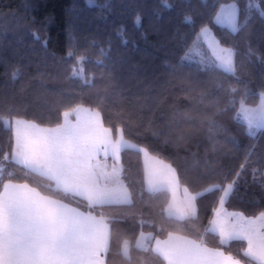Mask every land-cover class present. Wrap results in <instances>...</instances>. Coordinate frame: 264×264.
Returning a JSON list of instances; mask_svg holds the SVG:
<instances>
[{
    "label": "trees",
    "instance_id": "1",
    "mask_svg": "<svg viewBox=\"0 0 264 264\" xmlns=\"http://www.w3.org/2000/svg\"><path fill=\"white\" fill-rule=\"evenodd\" d=\"M228 1L169 0L172 7L165 8L161 0H0V116L52 127L74 107L96 109L113 136L122 129L126 140L171 164L191 193L203 194L196 200L195 219L170 217V192L146 189L142 152L124 149L119 162L132 204L93 211L112 218L106 264H165L162 257L134 247L130 260L123 256L124 241L134 245L141 232L203 240L242 264H254L243 257L244 241L222 245L218 233L204 231L234 180L225 206L248 216L264 211V130L249 136L246 123L234 119L241 100L255 105L264 91V18L254 6L264 9V0H238L236 34L210 23ZM137 15L140 26L134 23ZM185 15L193 23H185ZM205 24L223 46L233 48L235 76L182 59ZM78 68L85 78L73 77ZM13 145L12 128L6 130L0 121V160L5 153L10 156ZM9 179L89 211L86 199L53 192L45 187L53 181L11 160L0 191Z\"/></svg>",
    "mask_w": 264,
    "mask_h": 264
},
{
    "label": "snow or ice",
    "instance_id": "2",
    "mask_svg": "<svg viewBox=\"0 0 264 264\" xmlns=\"http://www.w3.org/2000/svg\"><path fill=\"white\" fill-rule=\"evenodd\" d=\"M165 8H171L169 0H161ZM259 15L264 18V9L257 3ZM240 8L238 0L230 4H220L210 23L223 26L227 24L232 34L239 32ZM250 17H245L247 23ZM184 22L193 23L191 15L184 16ZM134 23L141 24V17L136 16ZM211 28L202 25L199 32L189 46L186 56L199 55L197 48L202 35L210 34ZM219 41L213 39L209 47L219 46ZM251 51V49H249ZM103 53L104 50L101 49ZM71 56V53L68 54ZM218 67L235 76L234 50L219 47L213 51ZM84 57L79 58L83 63ZM183 59V58H182ZM102 65L103 60H97ZM207 66H212V62ZM79 73L74 71L73 77ZM17 78V73H12ZM239 79V77H237ZM87 80L85 83L90 84ZM232 94L237 89L232 88ZM233 107L236 101L233 95ZM78 116V122L72 124L68 119L69 112L64 113L65 120L55 128L40 127L38 124L22 119H5L0 121L6 130L14 127L15 144L11 149V157L5 153L0 160V179L6 171L5 162L11 160L33 174L47 177L54 184L46 185L53 192H62L64 197H80L87 200V213L79 208L70 207L63 200L53 196L43 195L37 188L29 184L13 183L11 179L3 184L0 191V264H106L109 251V221L112 218L104 215H93L97 207L112 205H131L132 196L122 181V169L119 166L120 154L124 149L134 147L123 138L122 129H118V139L110 138L111 130L103 127L99 111L73 109ZM83 112L84 121H79ZM237 116L242 118L247 126V134L254 135V129L264 130V91L259 93L258 104L248 107L240 101L236 109ZM215 125V121H210ZM147 130H152L151 123ZM156 134L155 132L153 133ZM138 151L146 152L139 148ZM103 151L105 159L109 155L114 160L111 173L103 170L101 161L97 158ZM172 180L176 178V170L167 165ZM243 167V166H242ZM9 176L13 173L8 172ZM236 181L224 188L220 197V206L214 208L210 227L205 232L218 233L220 243L227 244L233 240L246 241L243 257L254 262L264 264V211L253 216H246L243 212H228L224 209L225 197L230 195ZM151 191H158L156 186ZM187 192V189L185 190ZM202 193L191 195L184 204L172 205L167 209L170 217L180 220L195 219L197 216L196 200ZM143 222H141L142 225ZM155 239V244L151 241ZM144 252L151 251L162 257L166 264H242V260L231 253L225 254L220 249L208 248L203 240L195 241L187 238H176L169 233L167 240L153 237L151 233L143 232L132 245L125 240L122 254L131 259L132 248Z\"/></svg>",
    "mask_w": 264,
    "mask_h": 264
},
{
    "label": "rangeland",
    "instance_id": "3",
    "mask_svg": "<svg viewBox=\"0 0 264 264\" xmlns=\"http://www.w3.org/2000/svg\"><path fill=\"white\" fill-rule=\"evenodd\" d=\"M232 1H228V2H224L223 4H230ZM220 7V6H219ZM225 26H227L229 29L230 27L225 23L223 24ZM213 35L214 33L211 31L210 34H206V35H202L201 36V40L200 43L198 45L197 51L199 53V55L197 54H192L190 56H186L185 54L183 55V60L185 61H195L200 63L201 65L205 66V65H209L210 62H212V66H216L218 65V61H215V57L213 55V51L215 50L216 52L219 51V47H225V48H231V47H226L223 46L221 43H219V46L213 45L212 48L209 47V42L213 39ZM215 39H217V37L214 35ZM218 40V39H217ZM233 49V48H232ZM218 67V66H216ZM235 67V64H234ZM221 68V67H219ZM76 72L79 73V76H81L82 78H85L83 71L81 70V68H78L75 70ZM248 107H252L250 105H247ZM83 110H91V111H97L96 109H91L88 108L86 106H77ZM74 107L66 112H69L70 114L68 115L67 119L72 123V124H76L78 122V116L77 113L75 111H72L73 109L77 108ZM237 116V113H236ZM65 118V117H64ZM8 119V118H5ZM240 119V118H239ZM79 121L82 123L84 121V114L83 112H81L80 116H79ZM255 131V129L253 130ZM118 135V133H117ZM119 138V137H118ZM124 138V137H123ZM125 141L128 142V144L139 148L136 144L126 140L124 138ZM142 152V151H141ZM10 157V156H9ZM142 158L144 161V166H145V188L150 190V187L152 186H156L159 189H167L170 192L171 195V199L166 207V213L168 214L167 209H169L170 206L172 205H177L180 206L182 204H184V202L191 196L193 195V193H191L187 187H185L184 185L180 184L177 174H176V178L175 180H172L168 170H167V165H171L168 162L161 160L153 155H151L149 152H142ZM2 160V159H1ZM104 161L102 163L103 166V170L106 173H111L112 171V166L114 163V160L109 161L107 159H103ZM158 164V165H157ZM5 166H6V162H5ZM119 166L121 167V164L119 162ZM171 167L173 168V166L171 165ZM13 182V181H12ZM21 183H25V182H21ZM28 184V183H27ZM229 184H227L226 186H228ZM3 187V186H2ZM187 189V192L185 191ZM151 191V190H150ZM40 192V191H39ZM43 194V193H41ZM224 194V190L222 195ZM46 195V194H43ZM50 196V195H49ZM227 197V196H226ZM225 197V199H226ZM55 198V197H54ZM64 202V201H63ZM66 203V202H64ZM68 204V203H67ZM70 205V204H69ZM72 207H74L73 205H70ZM220 206V201L218 203V206ZM216 207V208H217ZM224 209H226L228 212H240L238 210H233V209H229L225 206V204L223 205ZM76 208V207H75ZM80 210V209H79ZM82 211V210H81ZM85 212V211H84ZM94 215V214H93ZM246 215V214H245ZM248 216V215H246ZM213 218V217H212ZM211 226V225H210ZM145 235L149 234L147 232H143ZM166 238V237H165ZM159 239H163V238H159ZM155 240V239H153ZM246 243V241H244ZM247 246V243L245 245V248Z\"/></svg>",
    "mask_w": 264,
    "mask_h": 264
},
{
    "label": "crops",
    "instance_id": "4",
    "mask_svg": "<svg viewBox=\"0 0 264 264\" xmlns=\"http://www.w3.org/2000/svg\"><path fill=\"white\" fill-rule=\"evenodd\" d=\"M258 104V102L255 104V105H250V106H252V107H255L256 105ZM247 106V105H246ZM14 119H17V118H14ZM14 119H12V120H14ZM18 119H21V118H18ZM241 120H242V118H240ZM22 120H25V119H22ZM64 120H65V118H64V115H63V120H62V122L60 123V124H62L63 122H64ZM25 121H29V120H25ZM243 121V120H242ZM30 122H32V121H30ZM39 125V124H38ZM59 125V124H58ZM40 127H48V128H55L56 126H52V127H49V126H43V125H39ZM103 127L104 128H106L104 125H103ZM12 130H13V137H14V144H15V130H14V127H12ZM257 130H259V129H255V131L254 132H256ZM110 138L113 140V141H115L116 139H118V135H116V136H113L112 135V132H110ZM14 146V145H13ZM10 157H11V154H10ZM100 161H104L103 159H105V157H104V154H103V151H101L100 152V154L98 155V157H97ZM107 160H109V161H112L113 160V158L111 157V155H109L108 157H107ZM144 162V161H143ZM121 164V163H120ZM158 165V164H157ZM121 169H122V166H121ZM144 179H145V166H144ZM123 181V180H122ZM145 182V181H144ZM13 183H17V184H23V183H21V182H13ZM123 184H124V182H123ZM125 185V184H124ZM30 186V185H29ZM30 187H32V186H30ZM3 190V187H2V189H1V191ZM160 190V189H159ZM170 199H171V195H170ZM67 204V203H66ZM69 205V204H68ZM70 206V205H69ZM70 207H72V206H70ZM73 208H75V207H73ZM81 211V210H80ZM84 212V211H83ZM85 213H87V212H85ZM214 215V214H213ZM172 235L174 236V237H176V238H187V239H190V240H194V239H191V238H189V237H187V236H184V235H180V234H175V233H172ZM169 238V235L166 237V238H163V239H160V240H167ZM196 241V240H195ZM152 244H155V240H153V242H152ZM208 247V246H207ZM208 248H210V249H217V248H213V247H208ZM226 254V253H225ZM227 255V254H226ZM165 264H166V261H165Z\"/></svg>",
    "mask_w": 264,
    "mask_h": 264
}]
</instances>
